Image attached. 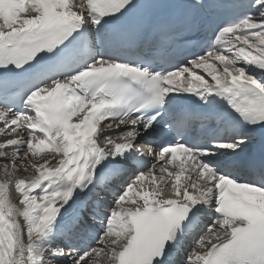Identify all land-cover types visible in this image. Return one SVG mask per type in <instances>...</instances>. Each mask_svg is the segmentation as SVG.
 <instances>
[{
    "label": "snow or ice",
    "instance_id": "6c2138e0",
    "mask_svg": "<svg viewBox=\"0 0 264 264\" xmlns=\"http://www.w3.org/2000/svg\"><path fill=\"white\" fill-rule=\"evenodd\" d=\"M0 264H264V0H0Z\"/></svg>",
    "mask_w": 264,
    "mask_h": 264
},
{
    "label": "bare ground",
    "instance_id": "6f19581e",
    "mask_svg": "<svg viewBox=\"0 0 264 264\" xmlns=\"http://www.w3.org/2000/svg\"><path fill=\"white\" fill-rule=\"evenodd\" d=\"M193 242V239H191L190 244Z\"/></svg>",
    "mask_w": 264,
    "mask_h": 264
}]
</instances>
